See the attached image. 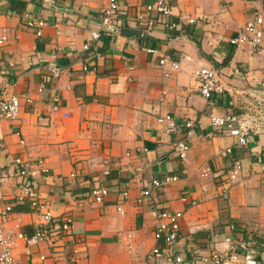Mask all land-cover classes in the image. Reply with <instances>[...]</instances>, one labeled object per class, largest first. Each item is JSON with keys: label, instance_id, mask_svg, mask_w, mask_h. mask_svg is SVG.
<instances>
[{"label": "crops", "instance_id": "0c3cea01", "mask_svg": "<svg viewBox=\"0 0 264 264\" xmlns=\"http://www.w3.org/2000/svg\"><path fill=\"white\" fill-rule=\"evenodd\" d=\"M147 1L118 0L113 34L93 40L108 0H0L7 35L0 45V101L20 92L33 98L21 103L17 120L0 119V207L14 201L19 178L12 160L20 155L34 163L33 182L51 215L72 218L70 234L40 242L29 254L18 241L15 264H170L147 258L156 244L164 247L154 237L162 209L183 212L173 247L184 258L180 264H212L197 259L225 249L228 236L264 261V52L228 42L254 13L264 19V0H168L171 30L154 14L151 27L137 19ZM29 17L45 22L40 36L26 26ZM164 57L179 63L169 76L163 73L169 66L159 65ZM53 60L61 70L54 81L47 70ZM200 67L221 73L224 91L211 95L212 104L197 91ZM212 105L218 114L240 116L245 146L224 133L207 135ZM165 114L194 124L187 163L173 150L183 133H164L157 122ZM226 148L231 153L222 155ZM235 163L241 181L223 198L220 180ZM167 175L178 180L136 202L152 179ZM96 187L108 189L101 203L89 200ZM14 210L11 218L32 234L38 217L20 203Z\"/></svg>", "mask_w": 264, "mask_h": 264}, {"label": "built area", "instance_id": "2783aa9c", "mask_svg": "<svg viewBox=\"0 0 264 264\" xmlns=\"http://www.w3.org/2000/svg\"><path fill=\"white\" fill-rule=\"evenodd\" d=\"M119 11L118 0H108L106 6L101 11L100 25L102 31H91V39L96 40L101 37V33L106 35H112L115 27H117V18ZM171 7L168 0H148L144 5V11L137 15V19L142 21L146 20L147 26L151 27L155 21L149 17L154 14L160 22L165 23V27L171 30L175 25L166 24L165 19L170 15ZM190 23L200 22V19H189ZM264 19L260 13H254L252 19L248 20L242 27H240L236 34L229 39V44L235 47L249 46L253 53L260 56L264 52ZM26 26L33 30L36 36L42 34V30L45 26L43 20H36L34 18H28L26 20ZM7 40L5 29H0V45H3ZM89 45L84 44L83 49H88ZM153 49H147V52L152 53ZM160 66L168 65L169 68L163 71L164 76L170 75V70L179 68V63L176 61H170L167 58L159 60ZM83 69L87 70L88 65H83ZM47 70L49 77L52 81L59 78L61 70L56 65L55 61H50L47 64ZM195 77L197 80L198 93L210 104L211 95L213 93H223L224 86L221 82V73L218 69L209 67H200L195 70ZM26 104L33 103V98L26 92H20L12 94L9 97L0 101V119L17 120L19 118L21 103ZM59 109L58 97L52 99V110ZM209 121L211 130L208 132V136L212 137L218 133H224L232 137L236 144L245 146L248 143V134L246 129L242 126V121L239 115L234 113L218 114L216 113L213 105L209 114ZM157 122L162 125L164 133L178 134L183 133L184 137L174 140L173 150L179 159L183 162H188L190 152V140L194 134V124L191 120L177 121L173 116L169 114L161 115L157 118ZM20 143H24L21 139ZM231 153L230 148H226L221 151L222 155ZM260 160V159H259ZM43 160L36 161V165H43ZM12 164L16 168V176L19 178L17 186V193L13 202L5 203L0 207V264H15L14 251L18 245V241L23 242L26 247V253H30L31 247L37 245L40 242L53 241V239L59 236H65L70 234L72 227V218L70 214H64L60 218H54L47 210L46 203L41 200L39 190L35 185L34 171L32 166L34 163L30 162L23 157L15 156L12 160ZM42 173H47L48 170L45 167H41ZM241 172L240 163H235L229 170L226 177L220 180V195L223 198L228 197L229 187L239 181V174ZM210 174L209 169H203L202 175L208 177ZM178 180L176 175H167L163 178H154L151 180V187L144 188L140 191L136 202L143 204L149 200L151 195V188L163 189L169 184ZM108 194L106 187H96L89 193V200L96 203H101L105 196ZM123 196H127V190L122 192ZM182 201H186L187 198L183 196ZM20 203L28 206L32 212L38 217V227L32 234H27L22 228V222L19 217L11 218V215L15 213L14 203ZM192 204L195 201L191 202ZM117 210L122 213L121 206L117 207ZM183 216V212L180 210L162 209L157 212V225L154 231V237L159 242L164 244L161 247L160 244H156L148 253L147 258L164 257L170 264H180L184 261V258L178 254L173 253V247L177 242L180 228V220ZM225 249L214 250L209 257H200L198 261H210L212 264H235L238 261H242V264H264L263 260H259L248 249L247 243L244 240H238L235 237L228 236L224 239ZM74 253H77L76 249ZM39 259L42 263H45L46 256L39 255Z\"/></svg>", "mask_w": 264, "mask_h": 264}]
</instances>
